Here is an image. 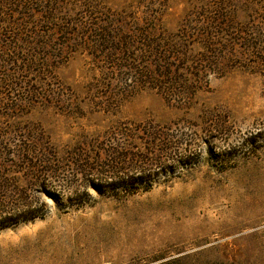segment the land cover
<instances>
[{"label": "rangeland", "instance_id": "obj_1", "mask_svg": "<svg viewBox=\"0 0 264 264\" xmlns=\"http://www.w3.org/2000/svg\"><path fill=\"white\" fill-rule=\"evenodd\" d=\"M3 1L0 264H264V0Z\"/></svg>", "mask_w": 264, "mask_h": 264}, {"label": "trees", "instance_id": "obj_2", "mask_svg": "<svg viewBox=\"0 0 264 264\" xmlns=\"http://www.w3.org/2000/svg\"><path fill=\"white\" fill-rule=\"evenodd\" d=\"M3 2H7V0H4ZM39 172H41V170L37 172L36 178H38L40 182ZM3 182H5V185L7 184V181H4V178H2L0 175V185L2 184L0 189L5 187ZM147 182L146 176L139 174L137 176L132 175L126 179L118 177L117 182L109 183L107 187L113 192L117 191L122 193H133L138 189L148 190L149 184H147ZM7 186L9 191H6V197L14 198L15 195L18 194V196L21 197V200H23L22 203L24 204L20 206L10 202L0 201V229H4L22 222L31 221L35 218H41L45 214L46 204L44 201H40L39 205L33 207L30 202L26 203L27 198L25 197V190L22 188L18 189L17 183H8ZM38 199L39 198L37 197V200ZM11 204L14 205V207H12Z\"/></svg>", "mask_w": 264, "mask_h": 264}]
</instances>
